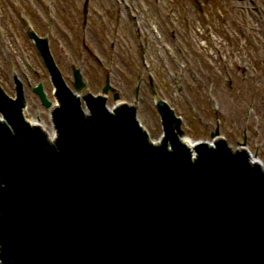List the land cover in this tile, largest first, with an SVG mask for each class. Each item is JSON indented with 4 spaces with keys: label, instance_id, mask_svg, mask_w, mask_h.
<instances>
[{
    "label": "water",
    "instance_id": "obj_1",
    "mask_svg": "<svg viewBox=\"0 0 264 264\" xmlns=\"http://www.w3.org/2000/svg\"><path fill=\"white\" fill-rule=\"evenodd\" d=\"M50 73L54 138L0 87V264H264V167L244 143L190 142L181 118L154 100L162 134L151 141L119 95L73 90L46 38L28 30ZM152 92L154 93L153 89ZM137 96V94H136ZM189 145H188V143Z\"/></svg>",
    "mask_w": 264,
    "mask_h": 264
},
{
    "label": "rangeland",
    "instance_id": "obj_2",
    "mask_svg": "<svg viewBox=\"0 0 264 264\" xmlns=\"http://www.w3.org/2000/svg\"><path fill=\"white\" fill-rule=\"evenodd\" d=\"M29 29L47 39L70 90L72 67L81 94L109 82L151 141L163 131L154 100H164L186 140L211 143L218 129L264 167V0H0V87L14 98L16 77L28 119L49 131L50 109L32 88L55 104L53 84Z\"/></svg>",
    "mask_w": 264,
    "mask_h": 264
},
{
    "label": "bare ground",
    "instance_id": "obj_3",
    "mask_svg": "<svg viewBox=\"0 0 264 264\" xmlns=\"http://www.w3.org/2000/svg\"><path fill=\"white\" fill-rule=\"evenodd\" d=\"M31 123L33 124V123H35V121L32 120ZM42 129L45 130V132H47L48 137H50V139L54 138V134H55L54 128L53 129H50L49 131L47 129L43 128V127H42ZM153 141H156L157 142V140H153ZM188 145H189V143H188Z\"/></svg>",
    "mask_w": 264,
    "mask_h": 264
},
{
    "label": "flooded vegetation",
    "instance_id": "obj_4",
    "mask_svg": "<svg viewBox=\"0 0 264 264\" xmlns=\"http://www.w3.org/2000/svg\"><path fill=\"white\" fill-rule=\"evenodd\" d=\"M24 115H25V119L31 118L30 117L31 115L27 113V107H26V109L24 111ZM36 118H37V121H38L39 120V116L37 115Z\"/></svg>",
    "mask_w": 264,
    "mask_h": 264
}]
</instances>
